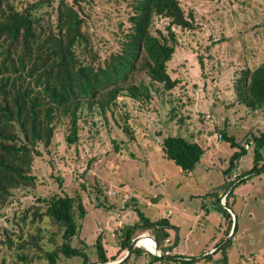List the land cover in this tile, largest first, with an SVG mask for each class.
Segmentation results:
<instances>
[{
	"label": "rangeland",
	"instance_id": "374dc122",
	"mask_svg": "<svg viewBox=\"0 0 264 264\" xmlns=\"http://www.w3.org/2000/svg\"><path fill=\"white\" fill-rule=\"evenodd\" d=\"M35 1L14 3L27 6ZM179 2L185 14L193 16L194 28L175 29L176 51L167 64L170 77L178 82L175 88L165 91L153 84L150 101L120 97L104 114L96 106L83 108L74 141L68 138L70 125L66 121L59 124L50 146L39 147L41 156L34 159L35 187L15 190L10 204L0 209V239L5 238V230L19 233L12 222L14 214L20 218L27 208L43 205L38 199L66 194L79 200L85 210L72 245L79 246L82 240L90 246L86 252L92 263H97L92 246L98 236L108 258L125 257L127 252H118L115 235L124 225L138 221L135 209H140L151 221L168 219L169 237L159 245L160 250H168V256L195 258V264H223L220 248L230 242L225 250L228 264H264V173L253 174L228 196L232 224L215 210L212 201L213 191L221 201L228 195L230 189L221 191L224 182H237L249 172L252 139L264 134V110L246 108L237 95L242 72L264 64V0ZM93 8L95 12L89 9L91 31L105 49L112 44L111 26L126 18L125 4L97 0ZM47 12L51 9L41 6L37 15L47 19ZM55 17L52 13V21ZM165 25V21H156L152 32H164ZM223 131L246 149L228 177L223 171L234 150L218 138ZM167 136H181L204 150L191 173L181 172L164 157L161 145ZM262 155L264 159V149ZM157 196L162 198L150 204ZM35 228H31L33 234ZM40 229L57 232L58 228L45 218ZM152 233L137 237L154 239ZM142 249L138 258L128 257L123 264H149L148 254L153 253ZM1 257L7 262L15 260L14 252L5 246H1ZM63 264L75 263L67 260Z\"/></svg>",
	"mask_w": 264,
	"mask_h": 264
},
{
	"label": "trees",
	"instance_id": "16d2710c",
	"mask_svg": "<svg viewBox=\"0 0 264 264\" xmlns=\"http://www.w3.org/2000/svg\"><path fill=\"white\" fill-rule=\"evenodd\" d=\"M14 1L0 0V209L10 204L15 190L35 187L32 168L34 159L41 156L39 147L50 146L57 126L63 121L70 125L68 138L74 141L83 108L91 110L96 106L104 114L116 106L120 97L150 101L153 84L161 85L165 91L173 90L178 82L170 77L167 64L176 51L175 29L194 28L193 16L185 14L179 0H119L125 4L126 18H119L111 26L112 44L102 49L90 25L89 9L95 12L93 5L97 0H38L27 6L16 5ZM45 5L51 9L47 19L37 15ZM52 13L56 15L55 21ZM156 21L166 22L164 32L157 29L152 32ZM237 95L246 108L264 110V64L242 72ZM221 137L234 150L223 171L228 177L246 149L225 131ZM252 141L253 166L237 182H224L222 194L230 189L224 206L218 193L212 192L215 210L231 224L228 196L253 174L264 173V134ZM161 151L183 173H191L204 154L197 143L181 136H167ZM37 201L43 205L27 208L20 218L12 216L19 233L4 231L5 238L0 239V264L17 261L63 264L67 260L91 264L86 252L90 246L82 240L78 241L79 246L72 245L85 217L81 202L66 194ZM135 213L138 221L124 225L115 235L118 252H128L137 236L150 231L160 256L148 254L149 264L197 262L195 258L168 256V250L159 249L160 243L169 237L168 219L151 221L140 209H135ZM45 218L58 228L57 232L40 229ZM33 226L35 234L31 231ZM235 230L236 225L233 234ZM229 244L226 242L220 248L223 264H228L225 250ZM1 246L14 252L13 262L1 257ZM92 247L98 264L116 260L107 257L101 236ZM143 252L142 248H134L128 257L138 258Z\"/></svg>",
	"mask_w": 264,
	"mask_h": 264
},
{
	"label": "water",
	"instance_id": "95a60500",
	"mask_svg": "<svg viewBox=\"0 0 264 264\" xmlns=\"http://www.w3.org/2000/svg\"><path fill=\"white\" fill-rule=\"evenodd\" d=\"M162 197L161 196H157V197H154L151 199L150 201V204H156L158 203V201L161 199ZM221 205L224 206L225 205V199L221 201ZM139 237L135 238L132 242H131V245H130V248H129V251L127 252V254L125 255V257H123L122 259L118 260V261H114V262H111V263H106V264H122L125 259L129 256L130 252L134 249V248H138L139 246L137 245V240H138ZM152 239V238H151ZM153 242H154V249H155V255H158L160 254L159 250H158V247L156 245V242L154 239H152ZM91 264H98V263H91Z\"/></svg>",
	"mask_w": 264,
	"mask_h": 264
},
{
	"label": "bare ground",
	"instance_id": "6f19581e",
	"mask_svg": "<svg viewBox=\"0 0 264 264\" xmlns=\"http://www.w3.org/2000/svg\"><path fill=\"white\" fill-rule=\"evenodd\" d=\"M137 245H138L139 247L144 248V249L147 250L148 252L155 253L154 242H153V240H152L149 236H147V235H142V236H140V237L138 238V240H137ZM141 245L150 248V250L147 249V248H145V247H143V246H141Z\"/></svg>",
	"mask_w": 264,
	"mask_h": 264
},
{
	"label": "built area",
	"instance_id": "2783aa9c",
	"mask_svg": "<svg viewBox=\"0 0 264 264\" xmlns=\"http://www.w3.org/2000/svg\"><path fill=\"white\" fill-rule=\"evenodd\" d=\"M220 137H221V136L219 135L218 138L220 139ZM111 195H115V193H109V196H111ZM224 199H225V198H224ZM224 199H223V200H224ZM159 253H160V252H159ZM158 255L160 256V254H158Z\"/></svg>",
	"mask_w": 264,
	"mask_h": 264
},
{
	"label": "crops",
	"instance_id": "0c3cea01",
	"mask_svg": "<svg viewBox=\"0 0 264 264\" xmlns=\"http://www.w3.org/2000/svg\"><path fill=\"white\" fill-rule=\"evenodd\" d=\"M244 185V184H243ZM203 207V206H202ZM205 213H207V210H205ZM170 213H168V215H169ZM196 218V217H195Z\"/></svg>",
	"mask_w": 264,
	"mask_h": 264
}]
</instances>
